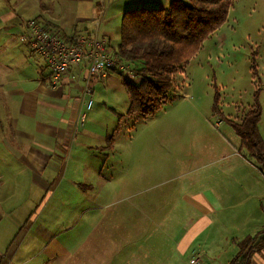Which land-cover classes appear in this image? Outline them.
<instances>
[{
	"label": "rangeland",
	"instance_id": "1",
	"mask_svg": "<svg viewBox=\"0 0 264 264\" xmlns=\"http://www.w3.org/2000/svg\"><path fill=\"white\" fill-rule=\"evenodd\" d=\"M20 55L35 67L44 64L38 55ZM119 76L95 81L92 107L83 109L88 118L75 131L89 130L81 136L90 145L84 151L90 149L99 160V169L83 170L84 200L64 194L60 172L41 170L36 173L54 185L49 191L37 187L35 197L24 203L23 181L32 172L20 171V223L37 206L36 214L41 208L42 213L33 229L34 220L12 228L10 236L1 230L0 249L14 240L18 251L13 264L27 259L23 264H37L45 255L39 249L45 242L35 235L38 224L48 221L60 231L63 226L55 218L62 223L65 214L73 213L71 232L79 231L78 239L84 229L95 228L87 241L99 237L102 243L130 247L131 252L123 251L124 259L116 256L117 264H190V258H198L197 264H226L237 253L238 242L264 226L259 208L260 202L264 205V172L240 148L228 122L243 119L256 90L264 107V0H233L226 22L177 69L168 99L154 114H127L129 95ZM261 117L264 137V111ZM78 146L73 144L70 155L91 165ZM4 157L6 165L9 156ZM4 169L2 181L12 185L17 171ZM6 201L11 207V198ZM56 208H63V214ZM59 239L63 244V235ZM185 244L189 250L183 256Z\"/></svg>",
	"mask_w": 264,
	"mask_h": 264
},
{
	"label": "crops",
	"instance_id": "2",
	"mask_svg": "<svg viewBox=\"0 0 264 264\" xmlns=\"http://www.w3.org/2000/svg\"><path fill=\"white\" fill-rule=\"evenodd\" d=\"M171 1L0 0V232L1 230L5 232L6 229L7 235L10 236L12 228L17 229V226L19 229L24 228L29 221L34 220L29 228L33 229L37 225V216L40 215V212L42 213L41 208L36 214L37 206L29 211L27 217L20 223L22 218L18 219L17 217L21 213L22 206L18 194L20 171L32 172L27 181H23L22 186L26 187L27 199L24 203L35 197L37 187L41 191L46 187L49 191L54 185L53 182L48 183L49 180L42 177L43 175L36 173L41 170L60 172L64 194L67 192L77 194L78 202H82L85 195V190L80 182L83 170L99 169L98 157L94 156L89 151L90 149L84 151V148H90V145L81 140L82 134L89 130L85 129L83 132L75 133L80 114L85 115V122L88 118L85 101L81 99L85 66H72L70 71L62 77L58 86L49 85V70L45 66V62L43 65L38 64L35 67L27 62L29 58L24 59L20 55L23 53V56L27 57L26 54H28L30 57L31 54L20 40V34L26 31V22L35 20L48 29L57 30L63 38L69 40H74L82 35L97 34L108 46L116 48L120 41L121 20L126 10L166 8ZM113 41L117 43L111 45ZM21 47L27 52L21 51ZM20 67L22 69H19ZM15 69H17L16 72ZM112 73L113 75H111ZM114 75L121 76L120 86L126 92L123 80L127 78L123 76V72L119 70L109 72L106 77ZM84 108L86 111L83 110ZM110 111L116 114L113 109ZM263 111L264 107L262 106V113ZM262 122L261 117L258 128ZM259 132L261 134L260 129ZM261 136L263 137L262 134ZM74 143L80 146V149L76 148V150H80V154L86 152L91 165L83 163L81 158L73 156L74 154L70 155V148ZM4 156H9L6 165ZM21 160H23L22 165L20 164ZM5 166L15 168L17 171L13 182H11L12 185L9 186L2 181ZM54 182L58 184L59 177H56ZM51 195L52 193L49 196ZM8 198H11V207H6L7 201L4 203V199ZM81 206L79 205L80 209ZM72 208L71 206L70 209ZM259 208L264 211V205L261 202ZM56 210L63 214V208L60 210L56 208ZM76 213L78 211L74 212V214ZM74 217L73 213L70 215L67 213L64 215L62 223L55 218L57 226H63L61 227L63 232L58 229L52 230L48 221L42 225L38 224L35 235L37 239L45 242L44 246L39 247L45 255L37 264H117V255L124 259L126 253L132 251L125 245L102 243L99 237L87 241L95 235V228L84 229L81 233L83 238L78 239L76 234L79 231L71 232L73 228L70 226L72 222L70 218ZM92 218L93 216H91ZM263 229L264 226H260L254 234L246 235L241 240L247 236H253ZM60 235H63V244L59 239ZM260 237H264V233ZM186 250H189V244H185L180 249L183 256H185ZM17 251L18 248L14 240L10 241L8 245H5L4 250L0 249V264H13ZM130 256L131 254L128 255L129 258ZM29 261L30 259L19 261V264ZM124 261L126 262V260ZM144 264H151V262ZM250 264H264V247L251 254Z\"/></svg>",
	"mask_w": 264,
	"mask_h": 264
},
{
	"label": "trees",
	"instance_id": "3",
	"mask_svg": "<svg viewBox=\"0 0 264 264\" xmlns=\"http://www.w3.org/2000/svg\"><path fill=\"white\" fill-rule=\"evenodd\" d=\"M233 0H172L166 8H133L123 14L120 41L114 49L130 60L140 77L128 78L123 86L129 95L127 114L152 115L168 99L178 68L189 62L203 42L228 17ZM254 95V105L240 122L228 120L240 140V148L264 172V139L258 124L262 108ZM216 107V106H215ZM264 229L238 244V253L227 264H250L251 254L264 247Z\"/></svg>",
	"mask_w": 264,
	"mask_h": 264
},
{
	"label": "built area",
	"instance_id": "4",
	"mask_svg": "<svg viewBox=\"0 0 264 264\" xmlns=\"http://www.w3.org/2000/svg\"><path fill=\"white\" fill-rule=\"evenodd\" d=\"M24 46L35 55L41 57L49 70V85L56 87L62 77L72 66H85L81 99L87 109L92 107V84L97 79L105 78L109 72L121 71L129 80H140L132 68L130 60H123L116 55L114 48L108 46L97 34L82 35L74 40L63 38L57 30H51L35 20L26 22V31L20 34ZM85 122V115L80 114L77 123ZM198 258H191V264H197Z\"/></svg>",
	"mask_w": 264,
	"mask_h": 264
}]
</instances>
